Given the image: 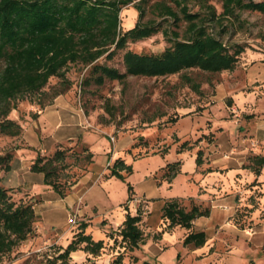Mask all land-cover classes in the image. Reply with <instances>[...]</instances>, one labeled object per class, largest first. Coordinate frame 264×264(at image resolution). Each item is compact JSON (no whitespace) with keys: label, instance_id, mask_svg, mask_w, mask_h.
Returning a JSON list of instances; mask_svg holds the SVG:
<instances>
[{"label":"rangeland","instance_id":"rangeland-1","mask_svg":"<svg viewBox=\"0 0 264 264\" xmlns=\"http://www.w3.org/2000/svg\"><path fill=\"white\" fill-rule=\"evenodd\" d=\"M140 1L132 0V4L145 9L142 21L154 18L161 28L173 29L150 10L161 0ZM207 3L221 13L222 0ZM132 4L120 13L123 31L137 21ZM189 6L192 12L199 8L193 2ZM223 23L226 30L220 38L246 49L233 72L189 71L201 85L199 96L180 84L177 75L128 77L124 84L106 81L83 93L79 84L85 69L78 65L67 74L72 87L62 95L53 97V88L59 83L51 78L41 97L27 96L16 102L9 117L22 131L14 137L0 136V156L12 157L9 171L0 167V183L14 201L33 204L37 221L34 235L4 256L0 264H49L57 247L72 239L81 221L89 224L85 233L103 240L104 248L97 257L72 254V261L111 264L123 252V245L119 237L108 238L106 233L118 229L125 213L122 204L131 213L138 208L142 212L145 243L133 252L138 258L135 264H264V169L260 184L253 185L251 172L245 168L250 157L264 155V15L240 11ZM213 29L217 33L222 30L219 25ZM169 45L157 33L127 44L125 50L157 53ZM122 53L107 64L122 71ZM2 67L0 60V71ZM228 94L242 111L237 110L239 116L234 117L236 110L230 113L235 104H227ZM106 101L114 108L113 118L105 110ZM177 108L181 117L171 125L167 119L177 114ZM152 117L157 118L147 123ZM183 142L188 149L178 153ZM58 148L68 155L59 183L68 187L76 182L65 198L48 191L39 174L29 170L37 152L47 157ZM88 149L94 154L92 161L86 156ZM198 150L202 151L200 166L195 164ZM116 158L132 167L123 180L105 178ZM176 161L181 163L180 173L165 182L163 167ZM213 168L216 170L207 176ZM126 183L134 191L129 202ZM173 197L181 199L187 209L192 202L209 209L215 205L211 219L201 217L194 224L196 231H205V245H213L209 250L199 253L183 246L182 229L164 232L161 207L165 199ZM129 256L125 254L123 264H134Z\"/></svg>","mask_w":264,"mask_h":264},{"label":"trees","instance_id":"trees-1","mask_svg":"<svg viewBox=\"0 0 264 264\" xmlns=\"http://www.w3.org/2000/svg\"><path fill=\"white\" fill-rule=\"evenodd\" d=\"M191 2L198 5L197 11H191ZM130 4L132 0H0V60L3 62L0 71V136L14 137L22 131L21 125L9 117L17 101L27 96L41 97L51 78L58 79L59 83L53 88V97L62 95L72 87L67 74L71 67L78 65L85 69L79 84L83 93L91 86H103L106 81L124 84L128 77L158 79L177 75L180 84L199 96L202 94L201 85L189 71L233 72L246 49V46L230 44L220 38L226 30L223 22H230L240 11L264 15V0H222L221 13H217L207 0H161L154 2L150 10L155 16L167 20L173 29L161 28L154 18L142 21L145 9L141 4H132L137 21L123 31L120 13ZM215 25L222 30L215 32ZM157 33H161L170 44L162 51L136 53L125 50L127 44L143 41ZM119 51H123L122 71L107 64ZM102 58L104 62H100ZM227 104H233L231 97ZM178 109L176 115L167 119L171 125L181 117ZM105 110L110 118L115 116L109 101H106ZM156 118H149L146 122L151 124ZM187 146V142L181 143L177 152L188 149ZM86 153L88 160L92 161V151L88 149ZM201 155L202 151L198 150L196 166L202 164ZM11 158L9 154L0 156V167L4 171L10 170ZM67 159V151L61 148L47 157L37 152L29 167L30 172L41 175L42 184L59 198H65L76 184L64 187L59 183L60 174L67 168ZM180 164L179 161L166 163L163 167L165 182L170 183L180 173ZM245 168L256 177L252 184H260L257 177L264 169V155L250 157V165ZM131 173V165L116 158L105 178L123 180L124 174ZM126 184V202H129L134 191L130 183ZM121 207L125 210L123 221L115 232L106 233L108 238L119 237L123 245V252L116 255L111 264H123L126 253L130 254V262L135 264L138 258L133 252L145 243L140 227L142 212L138 208L131 213L125 204ZM209 214V207L192 202L187 209L176 197L165 199L161 207L164 232L177 228L184 230L182 244L192 249L202 248L207 241L204 231L194 229V222ZM36 221L33 204L14 201L9 190L0 183V261L34 235ZM88 225L81 221L72 239L57 247L49 264H76L71 259L74 252L97 257L104 242L85 233ZM113 240L116 242L115 238Z\"/></svg>","mask_w":264,"mask_h":264},{"label":"crops","instance_id":"crops-1","mask_svg":"<svg viewBox=\"0 0 264 264\" xmlns=\"http://www.w3.org/2000/svg\"><path fill=\"white\" fill-rule=\"evenodd\" d=\"M218 88H219V87H217V89H216V93H218ZM228 97H231L233 103L235 104V106L231 108L232 111H230V113H233V112H235V110H236L237 114H235L234 117L239 116L238 111H240V112H242V111L237 107L236 102H235V99H234L230 94H228ZM237 110H238V111H237ZM241 168H242V167H241ZM214 169H215V168L209 170V172H207V176H209L210 172H211L212 170H214ZM215 170H216V169H215ZM218 170H219V169H218ZM250 174H251V175H250ZM249 175H250V180H249V181L253 182L254 179H255L256 177H255V176H252V175H253L252 173H249ZM38 176L41 177V175H38ZM207 176H206V177H207ZM41 180H42V177H41ZM257 181L260 182V181H259V177H257ZM56 196H57V195H56ZM57 197H58V196H57ZM58 198H59V197H58ZM173 198H174V197H173ZM167 199H168V198H167ZM198 204H202V203L198 202ZM121 208H122V207H121ZM210 210H211V211H210V214H209V216L207 217L208 220L211 219L212 216L214 215L213 212L215 211V205L211 206ZM123 219H124V215H123V218H122V220L120 221V223L123 221ZM195 222H196V220H195ZM195 222H194V224H195ZM120 223H119V225H120ZM199 231H204V230H199ZM204 232H205V231H204ZM162 241H163V240H162ZM212 246H213V245L211 244L209 247H207V244H206V245H204L202 248L194 249V251H198L199 253H202L206 248H207V250H209V248H211ZM75 253H77V252H74V253H72V254H75ZM77 254H78V253H77ZM71 256H72V255H71Z\"/></svg>","mask_w":264,"mask_h":264}]
</instances>
